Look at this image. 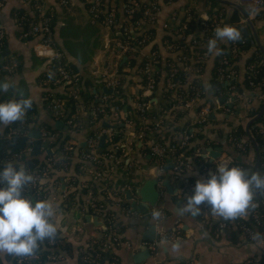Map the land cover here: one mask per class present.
Segmentation results:
<instances>
[{
  "label": "crops",
  "instance_id": "obj_1",
  "mask_svg": "<svg viewBox=\"0 0 264 264\" xmlns=\"http://www.w3.org/2000/svg\"><path fill=\"white\" fill-rule=\"evenodd\" d=\"M39 1L43 9L53 15L52 36L55 43L63 50L66 60L76 67L81 78L87 81L85 90L90 96V98L78 100L74 104V111L78 115L75 130H70L61 118L53 116L47 107L46 94L63 96V89L59 86L45 87L40 84L38 77L47 70V67L46 62L39 61L40 58L33 52V45L39 37H23L21 35L22 28L15 16L18 11L29 14L31 6H29V2L22 0H0V28L4 37L3 50L7 52L3 59L14 60L18 64V71L9 75L7 82L14 86L12 88L14 92L19 89L20 96L22 94L24 98H30L35 108V112L31 115L33 122L26 130L23 129L22 136H26L32 130L37 131L39 135L43 131H50L46 130V127L54 129V132L50 131L53 134V140L40 142L37 153H33L39 159H42L43 153L59 157L60 140L64 137V145H71L67 161L61 166H49L46 177L40 182L45 191L42 200L52 203L55 209L52 220L57 225L59 235L63 237L61 244L65 243L68 246V251H60L58 263L78 264V253L83 252L88 246L94 245L102 251L103 260L98 264H111V262L114 264H261L264 258V238L246 239L233 225L230 226V229L225 230L232 233L210 232V225L216 221V216L211 215L209 220L207 213L201 220L198 215L193 216L187 212L181 214L185 200L180 193L182 182L173 180L169 174L167 182L164 183L163 176L166 173L158 178L153 161L147 153L146 145L148 146L158 139L165 140V142L172 139L176 131L178 132L187 124H192L197 105L212 99L213 89H209L208 86L211 85L215 54L208 53L201 65L198 80L203 95L202 99L198 101L199 103L193 104L185 112L176 111L175 113L179 114L175 120L169 116V120L165 121L158 131L154 134H145L146 144L143 145L134 139L135 130L140 123L134 116L131 97L139 92L141 85L138 66L142 57L152 48L157 50L159 56L156 66L157 81L151 98L154 104L150 109L153 110L152 113H156V111L159 112L158 107L165 102L161 92L164 90L166 82L167 65L173 63L179 70H182L183 66L178 61V53L169 52L165 47V40L171 38L173 27L178 24L183 14L189 9L196 15L195 17H204L208 5L213 3L217 7L222 6L226 14H229L233 7H239L238 0H172L167 3L164 0H158L159 12L154 22L146 27L151 30V39L135 56H122L119 59H116L113 54L117 26L114 30H109L91 20L83 1L68 0L67 6L60 5L58 0ZM107 1L111 5L120 7L123 0ZM124 21L126 19L120 16L119 22ZM88 24H92L95 29L90 37L94 46L89 61L80 64L64 51L59 30L67 25L85 28ZM245 25L250 28L252 45L232 63L235 70L232 79L239 90L238 98L232 106L233 112L230 114L223 111L210 112L201 128L194 129L196 135L188 144V148L192 151L194 148L204 147L207 154L211 149L218 155L214 158L208 156L207 164L210 165L203 163L207 167L202 168L196 163L195 156L192 153L188 154L191 156L189 157L190 167L185 170L184 176L194 183L209 178L219 162L230 159L234 155L233 149L227 141V135L238 125L244 127L250 120L249 113L258 108L260 110L263 103V100L259 99L260 92L257 89H246L243 79L246 59L250 56L253 48L258 47L256 43L264 51V16L261 14L248 16ZM86 32L88 33L87 29ZM225 42L218 41V46H224ZM115 64L120 72V98L124 100V105L116 117L105 115L98 125H89V112L95 96L98 99L105 90L104 88L100 89L101 80L99 75L93 71L101 72L105 68L114 67ZM105 91L108 92V90ZM140 91L143 96L149 95V92L143 91L142 94V90ZM258 112L254 114V117ZM263 116L264 109L259 116L260 123L257 122L255 125L264 129ZM124 117L134 120V125L125 129L119 137L124 145V151L127 154L126 160L130 167L125 172L122 168L115 169L108 179L95 178L93 175L94 166L90 162L80 159L79 150L76 151L77 146L83 143L84 138L90 132L98 130L99 127L115 128L121 123L119 119L122 120ZM56 122H59L60 125L57 126ZM7 126L0 125V131ZM33 140L29 137L23 145L32 150ZM101 145H97L91 150V153L98 155ZM42 148L44 151H41ZM108 148L110 146L106 147V149ZM47 151L50 153H46ZM240 159L246 169L253 170V148H249ZM150 179L155 181L153 187L156 192L155 202L152 205L148 204L144 212H138L131 207V202L143 203L138 190L145 181ZM105 180H108L107 186L104 184ZM117 180L119 183L113 187ZM125 184L136 188V194L130 199L125 198L127 191H124L123 195L121 194V188ZM26 196L34 199L31 194H26ZM65 198L67 203H62ZM91 200L100 203L102 208L97 212L93 211L89 206ZM151 207L159 208L164 213L163 218L157 223H154L147 214ZM105 214L113 218L112 226L118 238V242L111 244L110 248L105 247L108 241L102 232V218ZM149 229H153L154 236L160 232L164 237L158 242L154 252H151L148 246L152 239L144 238ZM144 250L147 252L145 255L143 254ZM2 255L0 253L1 257ZM139 255L141 256L139 257ZM3 264H9V262L3 261Z\"/></svg>",
  "mask_w": 264,
  "mask_h": 264
},
{
  "label": "built area",
  "instance_id": "obj_2",
  "mask_svg": "<svg viewBox=\"0 0 264 264\" xmlns=\"http://www.w3.org/2000/svg\"><path fill=\"white\" fill-rule=\"evenodd\" d=\"M22 1H33L32 9L29 15L35 19L33 22L29 23L26 31H22L21 35L23 37H39L38 41H36L33 45V52L38 58L43 59L46 62V67L48 69L45 76L39 80L40 84L45 87L59 86L63 89V94H67L74 99H79V95L77 94V90L79 89L78 79L64 67L62 54L53 44L50 27V12L43 9L39 0ZM84 1L87 3L86 10L93 21L109 30H114L117 26L113 42V54L116 59H119L122 56H135L151 39V30H148L146 27L154 22L159 12L160 6L158 0H123L120 7L117 5H111L107 0ZM171 1L172 0H164L166 3ZM58 2L62 6L68 5V0H58ZM238 4L244 12V15L239 17L238 20V26L240 27L245 25V20L248 16L250 17L253 14H261L264 16V0H238ZM207 10H211L212 12L210 14L205 12L204 17H196L198 19L197 25H195L193 31L190 32H187L186 22L189 20L191 15H194V13L190 9L187 10L178 24L173 27L171 38H167L165 40L166 50L169 52H177L178 61L183 66L182 70H179L173 63H169L167 65L166 82L164 90L161 92L163 95L162 98L165 102L162 106L160 105L158 107L159 112L156 111V113H152L153 110L151 111L150 109L154 104L151 98L157 81L158 70H156V66L158 64L159 56L157 50L152 48L145 56L142 57L138 66V72L141 77V85L139 87V92L131 97L134 116L138 123H140L134 133L135 141H138L143 145L146 144L145 134H154V132L158 131L163 126L165 121L169 120V116L172 120H175L177 114L185 112L190 109L193 104H198V101L202 99L203 91L199 86L198 76L201 70V65L208 56L206 48L207 41L210 38H213L214 31L217 27L228 25V19L230 16V13L226 14L222 6H214V8ZM120 16L124 17L126 21L120 23ZM2 43L3 32L0 28V48L2 47ZM245 44V36H242V39L238 42H229V44L228 41L225 42L224 47L227 48L228 56L221 57L218 60V66L214 77V80H216L219 84L221 83L223 88L220 89L219 86L212 88L213 93L216 96H220V101L212 96V104L209 105L208 102H204V104L202 103L199 107L197 105L194 111L192 124H187L178 132L176 131L175 136L172 137V139L166 142L165 140H162L161 142L156 140L148 146L146 145L147 153L153 160V167L158 173V178L165 173L164 167L166 161L169 160L170 176L173 180L180 181L183 184L180 190L183 198L191 196L195 186L194 182L184 176L185 170L190 167L189 157H191L188 154H185L184 151L189 142L193 140L196 135L194 129L199 130L201 128V126L206 122L207 116L210 112L223 111L227 114L233 112L232 106L234 105L236 98H238L237 93H239V90L232 79L235 74L232 63L242 53H244H241L240 48ZM251 45L252 39L250 41V47ZM239 53L241 54L236 57ZM15 65V62L4 64L2 69L10 70ZM252 69V65L245 63V79L249 76L248 72H253ZM93 72L99 75L101 86H103L105 90H108V92L104 90V93H102L98 99L97 96H95L94 103L98 102L99 104H93L90 108V120L95 118L99 113L102 114V117L99 119L100 121L104 119L105 115L116 117L124 105V100H121L120 98L121 80L120 72L118 71L116 64L114 67L105 68L101 72H98L97 70H94ZM246 85L255 86V88L259 89L264 86V81L259 80L253 82L249 79L247 80ZM140 90H142V94L145 91L149 92V95H141ZM188 96L189 98L187 99ZM259 99L264 101V95L259 94ZM112 100H114V102L109 104V101ZM46 101L47 107L54 117L61 118L67 125L71 124V118L66 119L64 98L62 96L47 93ZM176 111H179V113L176 114ZM72 117L75 118L76 115L74 114ZM119 121H121V123L118 127L117 125L115 128L109 126L99 127L98 130L93 131L92 134H89L83 140V145H85V147L80 149L79 156L82 160L88 161L94 166L93 175L95 178L108 179L115 169L122 168L125 172L126 169L130 167V164L126 160L127 154L124 151V145L120 139L113 144L111 151L100 152L98 155L91 153V150L97 147V142L101 135H105L106 137L108 136L109 138H112L114 135L121 137L125 129L134 125V120L128 117H124L122 120L119 119ZM259 132L264 137V129L260 128ZM12 135L22 136V126L9 128L4 136L10 137ZM38 139L40 142H50V140H53V134L43 131L38 135ZM227 141L229 145L234 147L236 150L244 151L245 138L234 135L232 130L227 135ZM65 145L66 149H71V145ZM30 150L31 148L24 146L22 151L13 153L12 156L19 158L22 154L27 153ZM192 155L201 156L202 166H200L202 168L207 167L203 164L208 163L205 158L208 156L204 147H199L197 149L194 148ZM63 160L64 156L62 155V151L60 152L59 157L49 155L45 160L46 166H43L39 171L41 179L46 177L49 166H61L64 164ZM32 176L33 182L26 186L24 192L25 194H27L30 189H32L31 192H38V190L42 188V185L40 184L41 179L38 180L39 176L36 173ZM104 184L107 186L108 180H105ZM124 191L129 192L130 196L136 194V188L126 184L123 188H121L122 195ZM89 206L95 212L102 208L100 203H96L93 200H91ZM201 210L214 215L207 205H201ZM155 212L160 213L158 218L154 216ZM147 214L154 223L159 222V220L164 216L163 211L156 207L149 208ZM241 218L247 219L248 222H241L238 224L239 234L246 238V236H251L252 226L260 223V217L257 209L252 208L249 210L248 215ZM102 219V232L108 241L105 247L110 248L111 244L118 242L117 233L114 231L112 226L113 218H111L108 214H105ZM216 224L215 230L218 233L222 232L226 228H229L231 225L235 227L233 220H224L218 216H216ZM162 239H164V237L160 232L157 234L156 238L152 239V241L148 244L151 252H154L158 242ZM31 258H33V256L23 257V259L18 258L16 262L20 263L21 260H28ZM86 262L88 264H95L91 259H88ZM111 264L114 263L111 262Z\"/></svg>",
  "mask_w": 264,
  "mask_h": 264
},
{
  "label": "trees",
  "instance_id": "obj_3",
  "mask_svg": "<svg viewBox=\"0 0 264 264\" xmlns=\"http://www.w3.org/2000/svg\"><path fill=\"white\" fill-rule=\"evenodd\" d=\"M81 1H83L84 5L86 6L87 3L84 0H81ZM29 4H30L31 9H32L33 1H30ZM46 11H48V10H46ZM211 12H212L211 10H207V13L210 14ZM242 15H243V11H242L241 7H233L231 9L230 16L228 19V25L235 26L236 28H238L242 32V36L246 37V44L241 46V48H240L241 53L249 50L250 41H251V36H250V32H249L250 28L247 25H244L241 27L238 26L239 17H241ZM255 15H257V14H255ZM15 16H16V19H18L17 22L19 23L20 27L22 28V31H26L28 29L29 23L33 22L35 19L34 17L30 16L28 13H25L23 11H18ZM195 16H196L195 14L191 15L189 20L186 22L187 32L193 31L195 25H197L198 19ZM53 24H54V18H53V15L50 13L51 32H53V30H52ZM86 29L88 30V33L86 32ZM94 30L95 29H94V26L92 24H88L87 27H85V28H79L78 26H74V25H67V26L61 27V29L59 30V37L62 38L61 44H62L64 51L67 54H69L71 57H73L75 60H77V62L80 64H84L85 62L89 61V59L91 57V54H92L91 52H92V48H93L94 44L91 42L90 37H91L92 33L94 32ZM26 37L29 38L31 36H26ZM52 41H53L55 48L57 50H59L62 54V62H63L64 67L67 68L78 79L79 89L77 90V94L79 95V99H74L71 96H68L67 94H63V96H62L64 98L66 119L71 118V124H68L67 126L70 130H75L78 115L74 111V104L78 100H84L86 98H90V96L87 95L88 92H86V90H85L87 81H85L83 78H81V75L79 74L76 67L72 63H70L69 61L66 60L65 55L63 53V50L55 43L53 36H52ZM228 44H229V42H228ZM3 48H4V37H3L2 47L0 48V52L3 50ZM220 48L223 50L224 55H222V56H216L215 55L214 56L211 88H213L215 86H219L220 89H222L223 88L222 84L217 83L216 80H214V77H215V73H216V68L218 66L217 65L218 60L221 57H227L228 52H227V48H225L224 46H221ZM241 53L237 54L236 57H238ZM11 62H15V61L14 60L7 61L6 59L0 60V81H7V77L9 75L13 74L15 71H18V64H16V62H15L16 65L13 68H11L10 70L2 69V66L4 64H10ZM246 64L253 66V69H252L253 72H251V73L248 72V75H249L248 78L243 79L244 87H246V89H249V90H256L257 88H255V86H248V85H246V83H247V80H249V79L252 80L253 82H256L259 80L264 81V51L260 47H254V50L251 51L250 56L246 59ZM47 70L43 71L39 75L38 80H41L45 76V73ZM100 89L103 90V86H100ZM257 90L260 92V94L264 95V86L260 87ZM13 92H14V89L11 88L6 93H0V103L7 102L8 100H11V99L20 98V95L18 94L19 89H18V91L16 90V92H14V93ZM213 96H214V98H217V100L220 99V96H216L214 93H213ZM188 98H189V96L187 97V99ZM212 100L213 99H208L205 101V103L208 102V104L211 105ZM113 102H114V100L109 101V104H112ZM93 104L97 105L99 103L95 102ZM201 104H199L198 107ZM203 104H204V102H203ZM258 110H259V108L256 111L249 113L250 121L248 124V133L251 136V138L247 137V132L245 131V128L242 125H238L237 127H235L232 130V133L234 135L239 136V137L242 136L245 138V143H244L245 147H244V151H239V150H236L234 147H232L234 155L231 156V159H230L231 161L228 164H229V166H239V167L245 168V165L241 162L240 158L242 157V155H245L247 153L249 148H253V146H254L257 149V161H256V170L255 171H260L262 174H264V149H263L264 137L259 132V129L262 127L259 128V126L255 125L257 122L260 123V118L254 117L255 116L254 114L257 113ZM34 112H35V108H34V105L32 104L31 109L27 111L23 121H19V122L9 124L7 127L1 129L0 134L1 133L2 134L0 135V138H1L2 142L0 145V168H2L6 163L12 162L13 164H15L17 166H24L31 175L36 173L39 176V178H38V180H39V179H41L39 171L43 166H46L45 160L49 155H46V154L44 155V153H43L42 159H39V158H37V155L29 152V153L22 154L19 158L13 157L12 156L13 153H16L18 151H22L24 148V145H23L21 148L16 149L14 151H11V148H13L17 144V140L15 138L21 137V135L20 136L12 135L10 137L4 136V132H6L9 128H16L20 124L24 130H26L28 127H30L29 125L33 122L31 115ZM74 114L76 115L75 118L72 117ZM101 117H102V114H100V113L97 114L95 118H92L90 120L89 125H96V124L98 125L100 123L99 119ZM251 119H254V120L252 121ZM46 130L53 131L54 129L53 128L50 129V127H46ZM50 131L49 132L45 131V132L50 133ZM89 134H92V132H90ZM64 140H65V137L60 140V144H61L60 150L62 151V155L64 156L63 161L65 162L68 159L67 157H68L70 150L66 149V147H65L66 145H64ZM117 141H119V137L116 135H114L112 138L105 136V138L103 139L102 145L100 147L101 151H99V152H104V151H109V150L111 151L113 144L116 143ZM161 141H162L161 139H158V142H161ZM39 144H40V141H39ZM107 146H110V148L106 149ZM84 147H85V145H83V143H82V144L77 146L76 151L79 150V152H80V149H83ZM41 151H44L43 148L41 149ZM184 152H185V154H191L192 150L190 148H188V146H187V148L185 149ZM194 158L196 160V163H198L199 165L202 166L201 156H195ZM121 164H122V162H121ZM207 165L209 166L210 164H207ZM31 191H32V189H30L29 192H27V194H31L34 198L33 199L34 201L35 200H42V197L44 196V193H45V191L42 188L40 190H38V192H31ZM72 192H73V190H72ZM69 196H70V194H69ZM69 196H67V197H69ZM186 198H184V199H186ZM65 202L67 203L66 198H65V200H63L62 203H65ZM253 208L257 209V211H258V214L260 217V223L258 225L252 226L251 236H246V239H262V238H264V236H263V233H264V193L258 194L255 197V207H253ZM207 213L209 214L208 219L210 220L212 217L211 213L203 212V210H201L198 217L201 220H203L204 219L203 215H205ZM206 222H208V221H206ZM233 222H234L235 227H236L238 232H239V229H238L239 223H241V222L248 223L247 219L241 218V217L233 220ZM216 225H217L216 221H214L210 225V232L214 231V233H218L215 230ZM228 229H230V227L224 229L223 231L225 233L231 232V231H225ZM59 233L60 232L58 231L57 235L54 239L45 240L44 242H42L40 244L38 250L36 251V253L33 255V258L28 259V260H26V259L21 260V262L19 263V262H16L17 259L18 258L23 259V257H12V256H7L6 254H3L2 257L0 256V264H3V261H8L9 264H59L58 261H59L60 251H64V250L68 251V246L65 243L61 244V240L63 239V237H61L59 235ZM231 239H235V238H231ZM88 259L93 260L95 264L101 263V261L103 260L102 251L99 248L94 247V245H93V246H88L83 252H80L77 255L78 264H88L86 262ZM261 264H264V263L262 262Z\"/></svg>",
  "mask_w": 264,
  "mask_h": 264
},
{
  "label": "clouds",
  "instance_id": "obj_4",
  "mask_svg": "<svg viewBox=\"0 0 264 264\" xmlns=\"http://www.w3.org/2000/svg\"><path fill=\"white\" fill-rule=\"evenodd\" d=\"M242 32L232 25L217 27L213 38L207 41V52L224 55L218 41L238 42ZM14 86L0 81V93ZM211 89V85L208 86ZM32 100L21 94L18 99L0 103V125L23 121ZM207 158V157H205ZM33 176L24 166L12 162L0 168V253L12 257H30L45 240L56 237L58 228L52 218L53 204L47 200H33L24 194ZM264 193V174L227 163L216 166L206 180L195 183L193 194L184 200V212L197 216L201 205H207L212 213L224 220L246 216L255 207V197ZM155 217L160 213L155 212Z\"/></svg>",
  "mask_w": 264,
  "mask_h": 264
},
{
  "label": "water",
  "instance_id": "obj_5",
  "mask_svg": "<svg viewBox=\"0 0 264 264\" xmlns=\"http://www.w3.org/2000/svg\"><path fill=\"white\" fill-rule=\"evenodd\" d=\"M253 29V28H251ZM256 46L259 47V44L256 43ZM7 54V52L5 50L1 51L0 52V60L3 59V57ZM263 109H264V101L261 105V108L258 112V114L256 115L255 118H258L260 116V114L263 112ZM211 117V114L209 115ZM254 118V119H255ZM254 119H251L252 121ZM250 121V120H249ZM249 121L248 123L244 126L245 128V131L247 132V137L251 138V136L249 135L248 133V124H249ZM262 122L264 123V116L262 117ZM56 125L59 126L60 123L59 122H56ZM107 127V126H106ZM33 138V142H32V150H31V153H37L38 151V147H39V140H38V132L35 131V130H32L30 131L26 136H21V137H16L15 139L17 140V144L11 148V151H14L16 149H19L23 146L24 142L27 141L28 138ZM105 138V135H101L99 137V140L97 142V145L100 146L103 139ZM1 142L2 140L0 139V145H1ZM253 150H254V162H253V170L252 171H255L256 170V161H257V149L256 147L253 146ZM46 153H50L49 151H47ZM207 156L209 157H216L218 156L217 153L213 152L211 149L208 151V154ZM231 160L230 159H225V160H222L221 162H219V165L220 164H223V163H229ZM165 175L163 176V182H167V178H168V175L170 174L169 170H170V163H169V160L166 161V164H165ZM119 183V180L115 181L114 182V185L113 187H115L117 184ZM154 184H155V181L150 179V180H147L144 182L143 186L139 187V190H138V194L141 196L142 198V201L143 203L142 204H135L134 202H131V207L138 211V212H144L147 208V205H152L154 202H155V199H156V192L154 191ZM125 198L126 199H130L131 196L129 194V192H126L125 193ZM261 202V201H260ZM153 229H149L146 233V235L144 236L145 239H148V240H151L153 238H156L157 236L153 235ZM145 251V250H144ZM144 255L147 254V252L145 251L143 253ZM142 255V254H141ZM139 255V257L141 256Z\"/></svg>",
  "mask_w": 264,
  "mask_h": 264
},
{
  "label": "rangeland",
  "instance_id": "obj_6",
  "mask_svg": "<svg viewBox=\"0 0 264 264\" xmlns=\"http://www.w3.org/2000/svg\"><path fill=\"white\" fill-rule=\"evenodd\" d=\"M212 8H214V4L213 3H210L209 5H208V9H212ZM243 15H244V12H243ZM39 60V59H38ZM41 60H43V59H40L39 61H41Z\"/></svg>",
  "mask_w": 264,
  "mask_h": 264
}]
</instances>
